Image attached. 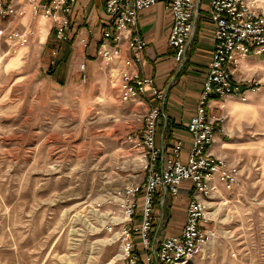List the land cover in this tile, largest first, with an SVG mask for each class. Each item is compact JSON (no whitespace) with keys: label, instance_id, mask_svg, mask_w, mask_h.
<instances>
[{"label":"rangeland","instance_id":"obj_1","mask_svg":"<svg viewBox=\"0 0 264 264\" xmlns=\"http://www.w3.org/2000/svg\"><path fill=\"white\" fill-rule=\"evenodd\" d=\"M49 1L40 0L39 5ZM204 2L207 11V0H198L191 38ZM20 5L22 14L0 19V264H160L150 249L142 247L136 230L144 192L133 197L130 219L122 211L127 198L124 187L144 182L141 151L131 146L127 136H141L143 117L155 99L147 89L129 101L119 99L115 77L125 67L107 68L97 54L105 26L98 31V64L90 73L85 61L67 67V55L59 54L63 50L69 54L71 7L62 15L66 23L57 36L51 15L34 11L26 0ZM170 20L171 25V15ZM39 28L46 34L41 33L40 40L44 39L38 44ZM21 33L27 38L19 44L13 34ZM78 41L87 43L83 38ZM121 48L123 44L114 59ZM174 54L175 50V60ZM69 68L71 80L56 83ZM249 74L247 79L259 82L258 90L248 91L253 93L251 100L246 101L247 92L246 102L208 98V102L226 99L208 113L222 117L216 123L222 131L215 135L233 149L218 158L233 165L238 176L229 189L220 185L204 200L208 238L199 252L177 264H264V74ZM235 102L250 103L252 112L232 116L227 106ZM158 127L157 122L155 144L166 152L171 142L156 143ZM177 137L184 144L183 155L189 134L185 131ZM180 185L179 190H188V197L174 234L162 229L171 217L169 203L180 191L171 195L157 186L149 193L148 237L155 247L162 238L180 233L193 193L188 181Z\"/></svg>","mask_w":264,"mask_h":264},{"label":"built area","instance_id":"obj_2","mask_svg":"<svg viewBox=\"0 0 264 264\" xmlns=\"http://www.w3.org/2000/svg\"><path fill=\"white\" fill-rule=\"evenodd\" d=\"M39 1L26 0V3L34 11L41 10L51 15L56 23L57 36H61L66 23L62 15L70 10L76 0H50L45 6L39 5ZM20 2L0 0V19L22 14L24 9ZM155 3H162L170 11L172 22L166 43L175 50V60H179L194 29L198 0H104L105 27L101 30L102 39L97 54L103 59L105 67L109 68L118 56L121 44L128 52V56L123 59L125 68L117 74L121 101L142 95L146 89L154 99L161 98L160 91L150 77L128 69L140 63L144 48L143 38L133 32L137 13ZM263 8L264 0H207L206 13L211 28L212 49L200 93L184 125V130L189 134V142L183 155L184 144L178 137L171 141L166 152L156 146L155 130L162 115L158 106H149L143 117L141 136H127L131 146L141 151L144 182L124 187L127 198L122 204V211L127 218L132 216L133 197L140 190L144 192L141 222L136 230L142 247L150 249L160 264L183 263L199 252L209 235L204 227L209 219L204 200L217 192L218 186L229 189L237 180L238 170L233 165L226 164L222 158L208 152L216 131H222L221 126H216V123L222 122V117L208 113V98L234 97L244 101L246 92L259 89L257 80H235L233 67L237 58L264 52ZM13 35L19 44L26 41L25 33ZM156 159H159L157 163ZM183 181L189 182L193 193L185 206V220L180 233L178 236L162 238L155 247L148 237L151 219L149 193L160 186L171 195H176ZM124 234L128 236L127 229ZM148 260L149 256H146L145 262Z\"/></svg>","mask_w":264,"mask_h":264},{"label":"crops","instance_id":"obj_3","mask_svg":"<svg viewBox=\"0 0 264 264\" xmlns=\"http://www.w3.org/2000/svg\"><path fill=\"white\" fill-rule=\"evenodd\" d=\"M204 6L205 8L201 7L199 11L195 32L186 46L185 57L179 61L173 59L174 50L166 45V36L171 21L170 12L162 3H155L137 13L135 30L143 38L144 48L141 53V62L130 66L129 70H136L139 74L150 76L154 86L161 93L159 100L152 99L153 102L150 101L148 105V107L158 105L162 113L158 119L159 127L156 136L158 145L165 141L168 144L173 140L172 138L184 134V125L193 112L196 98L201 89L212 48L211 28L206 17V2H204ZM104 18L103 0L75 1L68 15L69 54L64 50L59 53L64 54L63 58L67 55L65 62L67 67L68 65L74 66L83 60L90 73L93 72L98 64L95 52L99 38L98 31L104 26ZM41 33H44L45 37L46 31L42 28L38 29L35 38L38 44L44 39L43 37L40 40ZM80 38L87 42L86 45H81L82 43L78 41ZM127 56L126 49L121 48L119 57L111 62V68H122V60ZM251 72L264 74V52L236 59L233 70L235 79L240 80L251 76L249 74ZM72 74V69L65 70L63 78H58L56 83H66L71 80ZM115 78L118 80L117 75ZM252 94L251 92L246 93V101L252 99ZM223 100L210 99L209 107L216 108L222 104ZM237 104L235 102L233 105L227 106V111L232 116L236 117L252 112L250 103L243 104V106ZM229 145H231L230 142L224 141L222 136L216 134L208 151L216 157L226 156L227 152L233 149ZM179 191L169 203L168 213L171 217L162 229L164 234L177 233L182 223V210L188 197V190L181 189Z\"/></svg>","mask_w":264,"mask_h":264},{"label":"bare ground","instance_id":"obj_4","mask_svg":"<svg viewBox=\"0 0 264 264\" xmlns=\"http://www.w3.org/2000/svg\"><path fill=\"white\" fill-rule=\"evenodd\" d=\"M222 106V105H221Z\"/></svg>","mask_w":264,"mask_h":264}]
</instances>
